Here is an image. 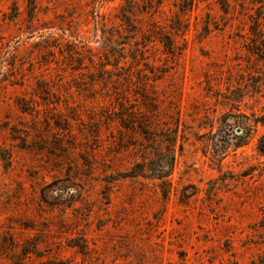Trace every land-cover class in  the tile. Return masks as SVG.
Returning a JSON list of instances; mask_svg holds the SVG:
<instances>
[{"label":"rangeland","instance_id":"rangeland-1","mask_svg":"<svg viewBox=\"0 0 264 264\" xmlns=\"http://www.w3.org/2000/svg\"><path fill=\"white\" fill-rule=\"evenodd\" d=\"M0 264H264V0H0Z\"/></svg>","mask_w":264,"mask_h":264},{"label":"trees","instance_id":"trees-1","mask_svg":"<svg viewBox=\"0 0 264 264\" xmlns=\"http://www.w3.org/2000/svg\"><path fill=\"white\" fill-rule=\"evenodd\" d=\"M147 134V132H144ZM150 134H148V139H150L149 136ZM174 145V142H171V145L170 146H173ZM143 165H141L140 163L138 164H135L134 167L131 168V171H130V175L128 176L129 178H137L139 176H143Z\"/></svg>","mask_w":264,"mask_h":264}]
</instances>
